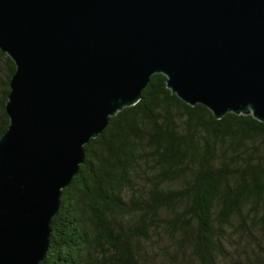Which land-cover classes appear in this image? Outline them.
I'll list each match as a JSON object with an SVG mask.
<instances>
[{"label": "water", "instance_id": "water-1", "mask_svg": "<svg viewBox=\"0 0 264 264\" xmlns=\"http://www.w3.org/2000/svg\"><path fill=\"white\" fill-rule=\"evenodd\" d=\"M16 63L0 136V264H40L86 144L155 73L191 105L264 122V0H0Z\"/></svg>", "mask_w": 264, "mask_h": 264}, {"label": "trees", "instance_id": "trees-1", "mask_svg": "<svg viewBox=\"0 0 264 264\" xmlns=\"http://www.w3.org/2000/svg\"><path fill=\"white\" fill-rule=\"evenodd\" d=\"M15 71L0 49V136ZM85 148L40 264H264L263 121L217 118L155 73Z\"/></svg>", "mask_w": 264, "mask_h": 264}, {"label": "rangeland", "instance_id": "rangeland-1", "mask_svg": "<svg viewBox=\"0 0 264 264\" xmlns=\"http://www.w3.org/2000/svg\"><path fill=\"white\" fill-rule=\"evenodd\" d=\"M114 263V262H113Z\"/></svg>", "mask_w": 264, "mask_h": 264}]
</instances>
